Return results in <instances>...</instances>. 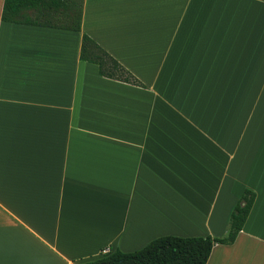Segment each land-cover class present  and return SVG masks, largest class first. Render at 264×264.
Here are the masks:
<instances>
[{
    "label": "crops",
    "instance_id": "0c3cea01",
    "mask_svg": "<svg viewBox=\"0 0 264 264\" xmlns=\"http://www.w3.org/2000/svg\"><path fill=\"white\" fill-rule=\"evenodd\" d=\"M0 264H81L161 236L264 264V0H83L81 30L1 20ZM88 35L142 86L79 58Z\"/></svg>",
    "mask_w": 264,
    "mask_h": 264
},
{
    "label": "trees",
    "instance_id": "16d2710c",
    "mask_svg": "<svg viewBox=\"0 0 264 264\" xmlns=\"http://www.w3.org/2000/svg\"><path fill=\"white\" fill-rule=\"evenodd\" d=\"M83 0H4L1 20L71 31L81 30ZM79 58L96 64L99 74L136 86H142L128 70L83 34ZM255 201V193L244 189L234 205L226 233L221 237L161 236L133 252L109 250L95 260L81 264H206L216 244L231 245L242 230Z\"/></svg>",
    "mask_w": 264,
    "mask_h": 264
},
{
    "label": "built area",
    "instance_id": "2783aa9c",
    "mask_svg": "<svg viewBox=\"0 0 264 264\" xmlns=\"http://www.w3.org/2000/svg\"><path fill=\"white\" fill-rule=\"evenodd\" d=\"M104 253H106V251H104Z\"/></svg>",
    "mask_w": 264,
    "mask_h": 264
}]
</instances>
